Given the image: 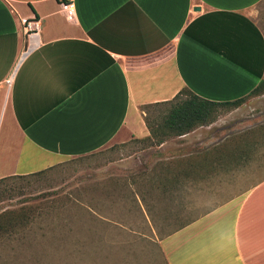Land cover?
<instances>
[{
  "label": "crops",
  "instance_id": "1",
  "mask_svg": "<svg viewBox=\"0 0 264 264\" xmlns=\"http://www.w3.org/2000/svg\"><path fill=\"white\" fill-rule=\"evenodd\" d=\"M63 2L0 0V181L148 138L144 110L183 90L234 102L264 79V0ZM161 246L169 264H264V180Z\"/></svg>",
  "mask_w": 264,
  "mask_h": 264
},
{
  "label": "rangeland",
  "instance_id": "2",
  "mask_svg": "<svg viewBox=\"0 0 264 264\" xmlns=\"http://www.w3.org/2000/svg\"><path fill=\"white\" fill-rule=\"evenodd\" d=\"M145 111L166 131L169 107ZM154 142L114 143L0 184V216L11 212L0 264H169L162 240L264 180V94Z\"/></svg>",
  "mask_w": 264,
  "mask_h": 264
},
{
  "label": "trees",
  "instance_id": "3",
  "mask_svg": "<svg viewBox=\"0 0 264 264\" xmlns=\"http://www.w3.org/2000/svg\"><path fill=\"white\" fill-rule=\"evenodd\" d=\"M261 94H264V79L261 81L260 85L250 93L249 96L234 102H223V103L213 102L199 97L190 90H183L174 100L170 102L148 106V108L157 107V106L169 107V112L167 117H165V123H164V128L166 131H163L162 129L155 130L154 128H152L151 124H149V122L146 119V123L148 125V128L150 129L151 135L148 138L140 139V140L138 139V140L142 142L149 141L152 143H156L154 142L156 140L157 145L161 146L170 137H183L200 127L209 126L210 124L214 123L216 121V118L218 117V110L220 108L222 107L237 108L241 106L247 100L248 97L261 95ZM41 173L43 172L33 174L30 176L39 175ZM30 176H17V177L7 178L1 180L0 184L6 182L9 179L25 178ZM9 215H11V212L1 215L0 222H2V219L5 218V216L7 217ZM9 220L11 219L9 218Z\"/></svg>",
  "mask_w": 264,
  "mask_h": 264
},
{
  "label": "built area",
  "instance_id": "4",
  "mask_svg": "<svg viewBox=\"0 0 264 264\" xmlns=\"http://www.w3.org/2000/svg\"><path fill=\"white\" fill-rule=\"evenodd\" d=\"M64 8L73 12L75 9V0H63ZM23 31L26 40V48L24 52L21 54V57L18 61V66L22 64V62L35 50L40 47L41 44V32L42 26L41 22L33 19V20H23Z\"/></svg>",
  "mask_w": 264,
  "mask_h": 264
}]
</instances>
